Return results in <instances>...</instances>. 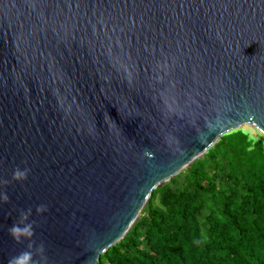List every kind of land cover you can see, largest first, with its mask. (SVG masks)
Returning <instances> with one entry per match:
<instances>
[{
    "label": "water",
    "instance_id": "95a60500",
    "mask_svg": "<svg viewBox=\"0 0 264 264\" xmlns=\"http://www.w3.org/2000/svg\"><path fill=\"white\" fill-rule=\"evenodd\" d=\"M246 125L264 136V0H0V264L29 207L49 264H99Z\"/></svg>",
    "mask_w": 264,
    "mask_h": 264
},
{
    "label": "trees",
    "instance_id": "16d2710c",
    "mask_svg": "<svg viewBox=\"0 0 264 264\" xmlns=\"http://www.w3.org/2000/svg\"><path fill=\"white\" fill-rule=\"evenodd\" d=\"M99 264H264V136L224 134L153 191Z\"/></svg>",
    "mask_w": 264,
    "mask_h": 264
},
{
    "label": "clouds",
    "instance_id": "9594fccd",
    "mask_svg": "<svg viewBox=\"0 0 264 264\" xmlns=\"http://www.w3.org/2000/svg\"><path fill=\"white\" fill-rule=\"evenodd\" d=\"M145 155L150 156L151 153L145 150ZM30 169L25 167L21 169L20 167L14 168L12 172V179L23 181L27 179ZM2 184L8 183V181H0ZM9 201V196L6 192L0 191V204L7 203ZM48 210L46 204H39L35 208V212L40 215ZM33 209L31 207L27 209H19V215L17 221L13 223L9 228V235L17 242L22 240H28V248L20 252L19 254L11 257L8 260V264H49V259L45 253V246L43 243L34 246L32 238L35 234V220H29L32 216ZM38 256L39 259L34 257Z\"/></svg>",
    "mask_w": 264,
    "mask_h": 264
},
{
    "label": "rangeland",
    "instance_id": "374dc122",
    "mask_svg": "<svg viewBox=\"0 0 264 264\" xmlns=\"http://www.w3.org/2000/svg\"><path fill=\"white\" fill-rule=\"evenodd\" d=\"M244 129L250 131L254 136H258L261 134V132L254 126L246 125L244 126Z\"/></svg>",
    "mask_w": 264,
    "mask_h": 264
}]
</instances>
